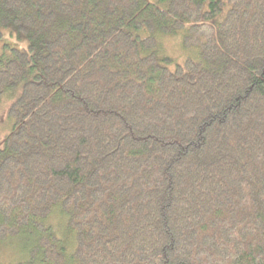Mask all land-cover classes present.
<instances>
[{
	"label": "trees",
	"instance_id": "16d2710c",
	"mask_svg": "<svg viewBox=\"0 0 264 264\" xmlns=\"http://www.w3.org/2000/svg\"><path fill=\"white\" fill-rule=\"evenodd\" d=\"M0 25L16 264H264V0H0Z\"/></svg>",
	"mask_w": 264,
	"mask_h": 264
},
{
	"label": "rangeland",
	"instance_id": "374dc122",
	"mask_svg": "<svg viewBox=\"0 0 264 264\" xmlns=\"http://www.w3.org/2000/svg\"><path fill=\"white\" fill-rule=\"evenodd\" d=\"M26 46L25 40H18L13 33L0 25V54H9V48L18 49ZM20 95V89L15 87L6 90L0 97V142L12 127V118L9 110L14 100ZM22 248L16 238H0V264H16L23 259Z\"/></svg>",
	"mask_w": 264,
	"mask_h": 264
}]
</instances>
